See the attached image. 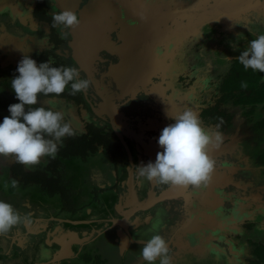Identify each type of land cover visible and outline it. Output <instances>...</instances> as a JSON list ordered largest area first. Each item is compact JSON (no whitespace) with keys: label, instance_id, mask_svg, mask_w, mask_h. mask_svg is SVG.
Here are the masks:
<instances>
[{"label":"rangeland","instance_id":"374dc122","mask_svg":"<svg viewBox=\"0 0 264 264\" xmlns=\"http://www.w3.org/2000/svg\"><path fill=\"white\" fill-rule=\"evenodd\" d=\"M33 2L0 0V123L10 116L9 99L15 95L11 80L16 77L19 62L25 56L34 58L43 48L50 47L58 58L66 59L68 66L79 70L80 78L91 81L87 90L96 101L85 92L92 113L105 116L107 121L112 117L116 124L110 121L111 125L117 131L123 130L119 133L125 142L124 133H128L125 127L139 128L135 121H131V127L126 122L135 113L131 99L143 92L146 105L158 102L155 109L144 110L149 114L145 130L139 133L134 130L137 135L130 136L131 145L138 146L139 137L144 134L143 141L154 156L159 149L163 150L158 144L162 130L175 122L170 115L192 110L199 117L203 107L214 105L221 97L223 80L233 60L246 50L251 40L264 33V9L257 12L255 19L257 10L250 9L254 0H222L232 3L229 10L219 6L221 0H98L102 6H90L86 21L82 19L83 9L92 0H52L53 14L70 10L80 19L78 26L67 30L66 41L54 47L47 43V32L40 34L41 27L24 22L29 18L27 6ZM247 5L250 6L245 10ZM128 7L129 14L120 13ZM119 9L120 12H114ZM115 15L119 18L111 22ZM246 16L247 21L256 24L245 23ZM12 23L21 34L10 33ZM118 26L126 34L122 33L120 43L112 39V32ZM245 26H249L248 39L240 40V32L245 36ZM57 31L63 36L66 30L60 26ZM103 41H109V47ZM233 44L238 45L236 50ZM80 56L84 57L82 61ZM112 81H116L118 88ZM135 102L139 107L142 101ZM50 107L64 112L66 120L72 113L69 105L61 102L57 105L56 100ZM220 108L233 117L228 130L218 131L216 125L206 126L199 118L209 133L214 136L219 132L223 138L219 147L209 148V155L216 161L213 178L206 187L174 185L167 196L155 191L152 200L168 201V206L158 204L152 208L157 223L142 225L133 233L136 239L162 235L168 241L171 264H249L256 243H264V164L257 162L258 155L264 151V129L254 126L263 120L264 106L259 102L249 112V106L236 105L230 99L221 102ZM140 151L149 161L148 151ZM9 158L0 156V181L4 179ZM100 161L105 162L106 158L101 155L99 162H92L93 166ZM240 192L245 194L242 200L229 199V193L235 197ZM147 204L143 202V206ZM149 227L154 230L152 236L148 235ZM114 236L115 232L109 233L96 244L106 241L108 246ZM7 239L8 243L0 240L4 243L0 252L12 264L11 249L17 243L11 237ZM142 248L143 245L136 247L134 255L138 258L130 264H147L141 257ZM106 252L113 254L108 249ZM110 264L119 263L114 260Z\"/></svg>","mask_w":264,"mask_h":264},{"label":"flooded vegetation","instance_id":"af4514ba","mask_svg":"<svg viewBox=\"0 0 264 264\" xmlns=\"http://www.w3.org/2000/svg\"><path fill=\"white\" fill-rule=\"evenodd\" d=\"M31 4V7L27 6L29 10L28 22L27 19L24 22L31 26L41 27L40 34L47 32L49 45L57 47L63 44L66 39L57 31L60 26L55 27L53 34L56 36L57 41H55L49 23L33 21L31 16L36 0ZM52 8L53 2L50 0L48 14L54 17L55 14L51 12ZM116 18L119 17L115 15L111 22ZM118 27L112 32V39L120 43L122 28ZM18 31L19 28L12 23L10 33L21 34ZM49 48H43L32 59L45 57L47 61L52 63L59 61L68 67L66 59L58 58ZM42 62L44 61H37L38 64ZM14 72L12 71V73ZM15 74L19 75L18 72ZM112 82L114 87L118 88L116 81ZM126 88L119 89L121 91ZM86 91L96 101L93 93ZM69 93L70 87L65 91V95L41 97L40 104L37 105V107L47 108L50 107L49 104H46L48 100H56L57 105L61 102L70 106L72 113L68 114V121L72 122L76 135L65 137L63 145L59 149L72 148L75 150L80 138L84 137L83 139L89 140L93 130L101 135L114 137L115 143L112 145L115 148L117 146L116 155L114 156L113 151L110 153L105 144L96 142L97 150L95 152H91L88 147L85 150L82 149L87 154L86 156L83 152L78 153L77 159L71 156L67 159L66 156L60 154L59 150L55 159L44 157L39 165L32 168L17 163L12 157L6 159L5 175L8 177L4 175V179L0 181V200L12 204L22 215H28L31 223L14 227L7 234L0 235V240L7 242V238L11 237L16 241L15 249H11L14 257L10 261L12 264H80L81 262L84 264H110L114 260H117L119 264H130L136 260V257L138 258V255H134L136 247L142 246L148 240L147 238H134L135 229L142 225L149 226L152 223H157L158 219L152 210L156 205L160 204L164 208L168 206V201L166 203L163 200L161 203H156L155 200L149 206H143V202L147 203L155 191L158 195L167 194L168 190L174 187L171 184L149 182L144 177L143 184L141 181L139 184L134 177L125 176L129 168H132L133 171L137 166L139 170V166L149 162L154 163L156 160L157 155L149 153V145L143 141L142 135L144 134L139 137L141 142L139 141L138 146L131 145L130 136H136V133L145 130L144 126L149 122L147 118L149 114L145 111H149V107L155 109L158 102L153 101L146 105L147 102H144L146 97L143 92L140 97L131 99L130 104L133 108L135 106V113L132 112L134 116L128 118L126 122L131 127V121H135L139 128L134 129L137 131L135 133L132 128L125 127V132H128L124 133L127 136V145H125L126 142L113 128L112 122L92 113L93 110L86 92L76 95ZM135 101H142L139 107ZM14 103H19V101L15 95H12L9 104ZM124 113L127 114V112ZM199 118L201 119L200 115ZM137 147L144 152L148 151L151 156L149 161L142 156V152L137 150ZM160 151L162 150L159 149ZM101 155L106 158V161H100L98 165L94 164L93 166L91 162ZM10 178L18 182L16 187H13L12 183H8L7 180ZM156 187L158 188L156 189ZM135 194H137V200L141 199L140 201H142L139 207H137L136 199L133 198ZM228 195L229 199L239 198L240 200L245 196L241 192L236 193L235 197L232 193ZM11 200L12 202H10ZM143 213H146L145 217ZM113 232H115V236L109 240L108 246L106 241L96 244L97 241L102 240V237ZM153 233V228L149 227L148 235L152 236ZM3 245L4 243H0V249H3ZM107 249L113 254L108 255ZM0 261L4 262L2 264H9L1 252Z\"/></svg>","mask_w":264,"mask_h":264},{"label":"clouds","instance_id":"9594fccd","mask_svg":"<svg viewBox=\"0 0 264 264\" xmlns=\"http://www.w3.org/2000/svg\"><path fill=\"white\" fill-rule=\"evenodd\" d=\"M80 19L70 11H61L53 17L54 26L67 30L78 26ZM240 39V38H239ZM238 48L237 44L232 45ZM231 60L229 57H227ZM245 70L264 73V34L251 40L237 58ZM51 61L37 63L25 56L18 65V76L11 80V88L19 103L9 106L10 116L0 123V156L12 157L17 163L29 168L39 165L44 157L55 159L65 137H73L76 130L65 113L51 107L38 106L41 97L61 96L70 87V95L85 92L91 85L88 79L80 78L75 67H54ZM246 88L247 84L242 83ZM52 105L53 101L48 100ZM175 122L166 126L158 144L163 149L157 153L155 162L139 166L140 176L149 182L178 186L206 187L210 182L216 161L209 155L210 146L219 147L222 135L205 129L198 115L185 110L175 116ZM12 181V186H17ZM31 223L28 215H22L14 206L0 200V235L14 227ZM168 241L160 234L153 235L144 244L141 257L147 264H171Z\"/></svg>","mask_w":264,"mask_h":264},{"label":"trees","instance_id":"16d2710c","mask_svg":"<svg viewBox=\"0 0 264 264\" xmlns=\"http://www.w3.org/2000/svg\"><path fill=\"white\" fill-rule=\"evenodd\" d=\"M50 5V0H36L35 8L33 9L31 18L37 23L47 22L49 23L52 36H54L55 27L53 24V17L48 14V7ZM55 41L56 36H54ZM46 62V58L36 59ZM51 66L60 67L64 66V63L59 61L53 62ZM264 73L252 71L251 69L245 70L243 65L239 63L237 59L233 60L229 72L226 74L223 85L221 97L214 105H209L201 109L200 117L203 121V124L206 126L216 125L218 131H224L230 127L232 123V115L225 109L220 108V103L225 100H233L236 105L249 106V112L254 110L255 104L262 102L264 106ZM242 83H246L247 87H241ZM65 95V93L63 94ZM254 106V107H253ZM263 120L254 123V126L257 129H264V113ZM80 138L78 141V146L76 149L72 148H62L59 149L60 154L66 156L67 159L70 156L74 159L78 158V153L85 154L87 147L91 152L97 150L95 143L105 144L110 153L113 151L114 156L116 155V148L113 147L114 137L111 135H101L96 131H91V136L89 140ZM76 142L75 140H73ZM83 149V150H82ZM85 154L84 156H86ZM257 162L264 164V151H262L257 158ZM254 257L249 261V264H262L264 263V243H256V247L253 250Z\"/></svg>","mask_w":264,"mask_h":264},{"label":"crops","instance_id":"0c3cea01","mask_svg":"<svg viewBox=\"0 0 264 264\" xmlns=\"http://www.w3.org/2000/svg\"><path fill=\"white\" fill-rule=\"evenodd\" d=\"M232 4V3H231ZM231 4L230 3H227V2H222V0H221V2H220V7H222V8H224V9H228L229 10V8H231ZM246 4V3H245ZM101 5V4H100ZM250 5H252V7L250 8V9H254V8H256V13H255V16H254V18L255 19H257V17H258V14H257V12L258 11H260V9H264V7H262L263 5H264V2H263V0H257V2H256V0H254V3H250ZM250 5H247L246 7H245V10H246V8L248 7V6H250ZM115 8V7H114ZM119 8V7H118ZM129 10V11H128ZM124 11V12H123ZM122 12H120V9L119 10H114V12L116 13V12H120V13H124V14H129V12H130V7H128V8H124V10H123ZM246 13V12H245ZM125 18L127 19L128 17L127 16H125ZM248 20V17L246 16L245 17V23H248V24H253V25H255L256 23V21H247ZM254 28H255V30L258 32V29L255 27V26H253ZM248 29H249V26H245V36H244V32H240L239 33V38H241L240 40H243V38L245 37V39H248ZM123 33V32H122ZM264 34V33H263ZM123 35H126L125 33H123ZM259 35V34H258ZM263 81H264V75H263ZM232 127V126H231ZM228 130V129H227ZM227 130H226V132H227ZM244 141V140H243ZM240 145H242V146H245V143L244 142H241V144ZM225 148V147H224ZM242 148H244V147H242ZM245 149V148H244ZM229 150V148H228V146H226V149H225V152H227ZM245 151V150H244ZM101 158V156H99L98 158H96L94 161H97V162H99V159ZM93 162V161H92ZM91 162V163H92ZM135 166H136V164H135ZM131 174V175H130ZM132 176V177H134L135 178V180H136V182L137 183H139L140 184V181L142 182V184H143V177L142 176H140V174H139V170H138V168H137V166H136V168L134 169V171H132V168H129L128 169V171H126V174H125V176ZM212 178H213V176H212ZM230 180V179H229ZM229 180H227V183H228V181ZM220 182V181H219ZM176 186V185H175ZM178 186V185H177ZM180 187V186H179ZM171 190H173L172 188H171ZM137 194H135V196L133 197V198H135L136 199V204L137 205H139L142 201H138L137 200ZM153 198H149V200H151V202H154V200H152Z\"/></svg>","mask_w":264,"mask_h":264},{"label":"water","instance_id":"95a60500","mask_svg":"<svg viewBox=\"0 0 264 264\" xmlns=\"http://www.w3.org/2000/svg\"><path fill=\"white\" fill-rule=\"evenodd\" d=\"M93 2L92 3H90L88 6H87V8H84L83 10V13H82V15H83V21H86V18L87 17H89V15H88V11H89V7L90 6H95L96 7V5L98 6V5H100V3L98 2V0L96 1V0H92ZM78 2H79V0H78ZM87 13V14H86ZM111 25V24H110ZM110 25L108 24V28L110 29ZM104 42V41H103ZM107 42H109V41H106V42H104V44L106 45V47H109V45L107 44ZM77 58V61H79V59L82 61L83 59H84V57L83 56H80L79 57V59H78V57H76ZM82 63V62H81ZM108 115H109V113H108ZM104 119H108V118H106L105 116H102ZM110 119V121L112 122V124H116L114 121H113V119H112V117H109ZM119 128V127H118ZM120 129V128H119ZM120 130H122V129H120ZM123 131V130H122ZM124 133V132H123ZM118 134L120 135V133H119V131H118ZM121 136V135H120ZM122 137V136H121ZM125 145H127L126 143H125ZM127 147V146H126ZM166 196H167V194H166ZM148 204V206L150 205V204H152V202H151V200H149L148 202H147Z\"/></svg>","mask_w":264,"mask_h":264},{"label":"bare ground","instance_id":"6f19581e","mask_svg":"<svg viewBox=\"0 0 264 264\" xmlns=\"http://www.w3.org/2000/svg\"><path fill=\"white\" fill-rule=\"evenodd\" d=\"M92 8V7H91ZM91 10V9H90ZM89 13H90V11H89ZM119 130V129H118ZM120 131V130H119ZM127 141V140H126ZM126 144H127V142H126ZM135 160V158L133 159V161ZM135 163V162H134Z\"/></svg>","mask_w":264,"mask_h":264}]
</instances>
